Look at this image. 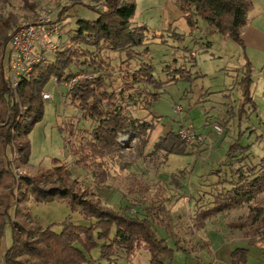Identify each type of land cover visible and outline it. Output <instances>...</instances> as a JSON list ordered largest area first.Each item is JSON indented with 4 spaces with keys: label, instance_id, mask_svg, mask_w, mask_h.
Masks as SVG:
<instances>
[{
    "label": "rangeland",
    "instance_id": "obj_1",
    "mask_svg": "<svg viewBox=\"0 0 264 264\" xmlns=\"http://www.w3.org/2000/svg\"><path fill=\"white\" fill-rule=\"evenodd\" d=\"M35 1L38 3L35 16L53 11L52 24L58 27V37L63 43L74 34L79 20L94 21L98 16L94 10L100 8V0H82L84 5L73 6L69 0ZM246 1L251 3L248 24L264 34V0ZM134 3L136 10L130 26L145 28L141 31L142 46L133 49L130 62L125 61V52H102L103 62L98 69L107 90L124 98L122 105L132 103L128 107L130 115L151 126L147 144L132 140L121 155L105 159L108 177L103 184H95L96 161L89 159L86 168L78 153L90 140L96 122L72 103L63 84L51 79L43 92L52 99L44 102L43 118L28 137L27 165L13 169L16 180L22 173L35 176L51 169L53 161L58 160L59 165L70 169L71 178L78 180L104 207L145 214L152 202L161 200L160 219L170 228L154 224L158 221L154 219L153 229L172 250L161 257L164 264H238L233 262L232 254L239 248H248L246 264H264V240L260 246L247 247L248 240L232 227L246 218L249 207L213 216L203 223L198 216L210 207L209 197L218 190L211 186L216 183V171L224 176L228 170L224 165L230 146L236 143L249 146L250 158L264 155V51L241 48L200 19L196 28L190 29L176 0H134ZM8 11L20 17L18 25L35 17L15 1L3 7V13ZM60 11L61 19L57 16ZM246 63L253 70L249 87L252 103L241 105L244 93L240 82L248 71ZM141 64L151 65L154 78L165 84L150 91L157 95L152 103H147L146 87L129 93L122 90L126 81L120 74L125 75L124 71L130 69L126 76L129 80L132 70ZM75 70L72 66L67 72ZM183 74L185 77L181 79ZM130 93L132 102H127ZM176 107L180 112H175ZM180 127L202 140L197 148L200 153L167 158L152 153L159 138ZM52 183H56L55 177L43 180L45 187ZM7 193L8 187L0 188V208ZM202 196L205 197L200 199ZM24 207L30 224L42 229L51 226L55 233L61 232V224L66 221L90 226L79 209L72 211L65 201L36 203L31 198ZM9 215H13L12 208ZM10 244L7 225L0 234V259ZM90 256L93 262L85 264H110L99 260L98 248L91 250ZM112 264H149V255L141 245L130 257H116Z\"/></svg>",
    "mask_w": 264,
    "mask_h": 264
},
{
    "label": "trees",
    "instance_id": "obj_2",
    "mask_svg": "<svg viewBox=\"0 0 264 264\" xmlns=\"http://www.w3.org/2000/svg\"><path fill=\"white\" fill-rule=\"evenodd\" d=\"M10 1L18 2L32 16L38 12L35 0H0V188L8 187L0 208V234L7 225L11 232V244L0 259V264L91 263L93 260L90 252L94 248H98L99 260L112 264L116 257H130L141 245L148 252L149 264H164L161 257L172 250L165 239L157 237L153 229L154 219L158 220L154 224L170 228L160 219L161 200L152 202L145 209V214H130L127 210L102 206L100 200L93 199L94 196L78 180L71 178L70 169L59 165L58 160L53 161L51 169L35 176L22 173L16 180L13 170L14 167L26 166L29 161L28 137L43 118V90L51 79H55L56 84L64 85L78 75L92 76L91 79L78 81L71 89H67V94L73 104L96 122L90 140L80 147L78 153L80 162L86 168L89 159L96 161L95 184H103L108 177L105 159L121 155L132 140H137L142 145L147 144L151 126L130 115L128 107L132 103L122 105L125 99L118 97L114 91L107 90L98 69L103 62L102 52H125V61L130 62L134 57L133 49L142 46L141 31L145 28L130 26L136 10L134 0H100L97 2L101 9L97 11L90 6L97 12V18L94 21L79 20L74 34L66 42L61 41L58 50L43 56L30 73L19 79L13 89L8 77L10 41L20 17L13 11L3 13V7ZM176 1L190 29H195L197 19H200L217 34L228 36L241 48H245L241 32L248 23L250 2ZM69 2L70 6L84 5L82 0ZM57 16L61 19V11ZM72 66L76 70L67 72ZM245 66L248 71L240 82L244 93L241 105L252 103L249 87L253 70L250 63ZM128 71L130 69L124 71L125 75L120 74L126 81L122 90L129 93L139 87H146L149 89L147 103H152L157 95L150 91H157L165 85L154 78L153 67L149 64L139 65L132 70L129 80L126 77ZM184 77L183 74L181 79ZM131 98L130 93L127 102H132ZM182 129L180 127L159 138L153 144L152 153L161 154L165 158L169 155L200 153L201 150L197 148L202 145V140L193 136L189 129H184L192 137L191 141H186L179 135ZM121 136L126 137L123 146L119 142ZM249 149V146L242 147L240 143L230 146L226 153L227 164L224 165L228 170L224 176L216 171L217 180L211 186L218 190L209 197L211 200L207 205L210 207L198 216L203 223L213 216L249 207L246 218L233 223L232 227L242 232L249 246H255L264 240V155L247 157ZM49 177H55L56 183L45 187L43 180ZM31 198L36 203L65 201L72 211L79 209L82 217L90 221V226L74 225L66 221L61 224V232L55 233L51 226L42 229L30 224L24 205ZM11 208L13 215H9ZM247 256L248 250L239 248L232 254V259L238 264H246Z\"/></svg>",
    "mask_w": 264,
    "mask_h": 264
},
{
    "label": "built area",
    "instance_id": "obj_3",
    "mask_svg": "<svg viewBox=\"0 0 264 264\" xmlns=\"http://www.w3.org/2000/svg\"><path fill=\"white\" fill-rule=\"evenodd\" d=\"M52 12L47 11L22 21L13 33L10 41L11 54L8 65V77L11 89L17 86L19 79L23 75L31 72L33 66L39 63L43 56L59 49L61 43L58 37L59 29L52 24ZM54 38H58V41L54 42ZM91 78L92 76L90 75H78L65 83L64 86L67 89H71L78 81ZM42 97L44 101L52 99L51 96L45 93H43ZM175 112H180V108L176 107ZM179 135L188 142L192 140V137L183 130L179 132ZM120 139L121 145L126 142V137L122 136Z\"/></svg>",
    "mask_w": 264,
    "mask_h": 264
},
{
    "label": "crops",
    "instance_id": "obj_4",
    "mask_svg": "<svg viewBox=\"0 0 264 264\" xmlns=\"http://www.w3.org/2000/svg\"><path fill=\"white\" fill-rule=\"evenodd\" d=\"M241 38L246 47L254 48L256 52L264 51V34L258 28L254 27L252 24L247 23L246 27L241 32ZM260 242L256 243L255 246H249L248 241H246L247 243L246 245L247 247H257L260 246ZM242 249H248V248H242Z\"/></svg>",
    "mask_w": 264,
    "mask_h": 264
}]
</instances>
